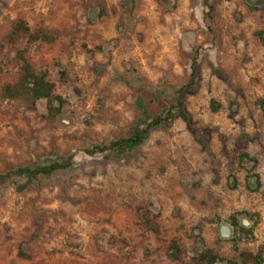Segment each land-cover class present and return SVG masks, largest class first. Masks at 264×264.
<instances>
[{"label": "rangeland", "instance_id": "1", "mask_svg": "<svg viewBox=\"0 0 264 264\" xmlns=\"http://www.w3.org/2000/svg\"><path fill=\"white\" fill-rule=\"evenodd\" d=\"M208 4L0 0V175L73 162L0 182V264H202L203 249L246 264L242 253L264 252V0ZM27 63L62 97L57 117L46 100L5 96ZM180 92L190 122L122 157L86 153Z\"/></svg>", "mask_w": 264, "mask_h": 264}, {"label": "trees", "instance_id": "2", "mask_svg": "<svg viewBox=\"0 0 264 264\" xmlns=\"http://www.w3.org/2000/svg\"><path fill=\"white\" fill-rule=\"evenodd\" d=\"M206 5L208 6V0ZM262 39H264L262 37ZM196 61L193 64L192 78L196 76ZM54 84L50 82L46 74L37 73L30 64L24 65V73L20 81L15 85H8L5 89V96L8 98L25 99L35 106L39 101L46 100L49 105L50 114L57 117L61 114L64 102L61 96L55 95ZM145 119L135 128L134 133L127 138H122L111 142L108 145H94L87 148L85 151L88 155H96L99 153L109 152L116 157H122L125 154L133 152L139 148L150 136L153 129L170 125L176 117H181L186 122H190V115L185 109L183 103V93L180 92L176 104H174L164 115L150 116L144 111ZM73 165L72 158L64 161H56L49 165L31 168L24 167L17 170L0 175V182L9 179L12 175L27 177L30 180L37 179L40 176H52L60 170H66ZM175 248V247H174ZM175 256L177 250L174 249ZM242 258L246 264H263L264 252L263 250L258 253L244 252ZM199 262L202 264H218L221 257L213 249H203L199 255Z\"/></svg>", "mask_w": 264, "mask_h": 264}, {"label": "water", "instance_id": "3", "mask_svg": "<svg viewBox=\"0 0 264 264\" xmlns=\"http://www.w3.org/2000/svg\"><path fill=\"white\" fill-rule=\"evenodd\" d=\"M251 184L254 185V181L253 180L251 181Z\"/></svg>", "mask_w": 264, "mask_h": 264}]
</instances>
